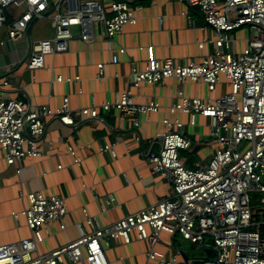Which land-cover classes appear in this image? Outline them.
<instances>
[{
    "label": "built area",
    "instance_id": "1",
    "mask_svg": "<svg viewBox=\"0 0 264 264\" xmlns=\"http://www.w3.org/2000/svg\"><path fill=\"white\" fill-rule=\"evenodd\" d=\"M71 0H0V27L6 25L10 40L25 38L27 52L23 63L28 70L44 65L45 56L65 52L73 33L80 28V39L92 41L93 23L101 25L105 38L111 40L126 25L137 21L135 12L125 2L110 1L108 13L101 0H73L75 9H69ZM187 7L196 8L202 16V28L212 30L213 41L205 39L198 43L214 46L213 51L199 62L176 63L171 58L151 60L143 69L130 68L131 87L141 83L157 85L167 79L181 83L201 80L209 91L221 83L230 91L217 98L201 99L187 97L177 90L168 107L170 114L181 112L189 116L194 126L197 116L210 119L209 143L215 146L212 159L204 167L195 169L185 166L179 159L180 151H188L191 140L183 132L184 124L178 119H164L166 127L159 148L147 153L146 161L152 174L166 178L171 184L169 197L158 201L136 214L123 217L112 225L80 237L46 254L33 256L43 242L42 229L53 222L65 229L67 209L59 196L34 192L27 195L28 205L14 218L22 216L30 236L16 242L0 245V264H61L84 262L107 264L104 246L108 238L131 241L135 232L138 240L148 243L144 264H176L155 250L162 232L179 235L189 243L204 242L205 236L212 240L215 256L200 264H264V0H184ZM67 5L65 12L49 16L54 35L52 39L31 42L27 29L42 18L49 7ZM15 10L20 12L15 14ZM246 28L253 34L246 40L241 51L234 48L233 31ZM113 51L112 62L118 61ZM99 81L103 77V65H97ZM57 81L72 79L58 77ZM6 85L7 82L3 81ZM115 109L120 117L128 118L136 130L137 114L155 113L159 104H135L132 93L126 89L114 103L99 107L89 106L72 111L68 97H64L59 109L47 106L33 110L25 101L8 99L0 101V147L4 161L15 166L26 157H39L38 147L44 132V119L57 118L63 125L75 126L99 119V111ZM69 153L74 149L69 147ZM113 153L112 145H105L101 152ZM77 165L80 159L74 160ZM57 168L61 169L59 165ZM20 172V167L16 169ZM112 206V199H107ZM86 222L90 223L84 210Z\"/></svg>",
    "mask_w": 264,
    "mask_h": 264
},
{
    "label": "crops",
    "instance_id": "2",
    "mask_svg": "<svg viewBox=\"0 0 264 264\" xmlns=\"http://www.w3.org/2000/svg\"><path fill=\"white\" fill-rule=\"evenodd\" d=\"M107 13L110 1L125 2L135 12L137 21L126 25L111 40L105 38L100 24L93 23L92 41L80 39V28H71L73 39L65 52L45 56L43 67L28 70L23 63L27 52L25 38L10 40L7 27H0V101L19 99L35 110L47 106L52 111L60 108L68 97L72 111L114 103L121 93L129 89L135 104H159L155 113L137 114L139 126L134 130L128 118H122L115 109L99 111V119L75 126L63 125L57 118L44 119V132L38 141L39 157H26L15 166L4 161L0 147V245L19 241L30 236L25 219L14 218L28 205L27 195L41 192L44 195L64 199L67 215L66 227L61 230L57 222L42 229L44 240L33 256L46 254L73 241L81 231L88 234L112 225L117 220L136 214L171 194L170 182L160 175L152 174L146 161L147 153H155L166 131L164 119H178L184 124V135L192 144L188 151H180L185 166L195 169L207 166L215 146L210 140V119L197 116L194 126L189 116L181 112L170 114L168 107L177 90L187 97L213 99L230 91L224 82L209 91L201 81L181 83L167 79L164 83L149 85L141 83L131 87L130 68L143 69L151 60L171 58L176 63L199 62L210 54L214 46L198 43L216 39L212 30L202 28V16L198 9L187 7L184 0H101ZM69 9L73 10L74 1ZM66 4L51 6L42 18L35 19L27 29L31 42L52 39L54 28L49 16L65 12ZM15 10V14L19 13ZM248 30L242 28L231 33L234 48L241 51L246 46ZM118 61L112 62L113 51ZM103 65V77L97 78V65ZM58 77L70 78L71 82L57 81ZM3 81L7 84L4 85ZM105 145L113 146L101 152ZM69 147L74 154L69 153ZM80 159L79 165L75 159ZM61 166V169L57 168ZM20 167V172L16 169ZM107 199H112L108 206ZM90 223L86 222L84 212ZM131 241L121 238L107 239L104 246L107 264H144L149 245L138 240L135 232ZM155 250L176 264H200L215 256L213 248L204 242L189 243L179 235L162 232ZM61 264H85L84 262Z\"/></svg>",
    "mask_w": 264,
    "mask_h": 264
},
{
    "label": "rangeland",
    "instance_id": "3",
    "mask_svg": "<svg viewBox=\"0 0 264 264\" xmlns=\"http://www.w3.org/2000/svg\"><path fill=\"white\" fill-rule=\"evenodd\" d=\"M252 34H253L252 30H248L247 36L250 37V36H252ZM249 37H248V38H249ZM178 156H179V159L182 161V159L180 158V153L178 154ZM183 163H184V162H183ZM186 166H187V165H186ZM262 212L264 213V210H262ZM204 241H205L206 244L210 245L211 248H213L212 240H211V238H210L209 236H205Z\"/></svg>",
    "mask_w": 264,
    "mask_h": 264
}]
</instances>
